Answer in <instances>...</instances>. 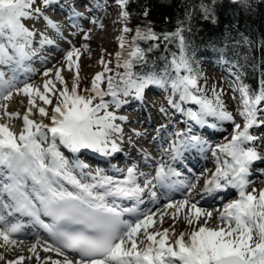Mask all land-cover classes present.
Returning <instances> with one entry per match:
<instances>
[{
  "label": "snow or ice",
  "instance_id": "snow-or-ice-1",
  "mask_svg": "<svg viewBox=\"0 0 264 264\" xmlns=\"http://www.w3.org/2000/svg\"><path fill=\"white\" fill-rule=\"evenodd\" d=\"M115 2L121 9L120 16L128 20L130 14L126 9L130 0ZM234 2L248 7V0ZM58 3L59 0H0V38L6 40V43L0 42V66L31 60L38 55L36 46L43 48L54 44L46 30H38L34 25L40 22L45 29L54 28L59 32V25L45 15L49 8ZM201 8L205 18L213 13L210 6L202 4ZM82 15L72 5V16ZM149 15L150 10L146 7L142 16L147 18ZM26 21H31L33 26L29 27ZM90 22L96 23L95 20ZM79 31L84 40L90 38V29ZM122 31L128 33L132 29L125 25ZM136 40H163L166 43L178 40L179 59L173 54L170 61V68L175 75L170 76L167 70L164 75L133 72V60L124 59L121 64L120 54L117 53V67L125 69L122 74L117 73L120 83H114L115 78L108 76L107 90L103 91L98 82L105 76L99 73L90 89L94 95H78L77 81L74 80L69 92L62 76L64 66L69 71L73 64L79 68L77 61L80 49L71 44L68 50H64L66 54L63 61H57L61 67L54 65V68L43 71L45 80L42 91L28 82L22 88H16L15 78L5 80L4 72L0 71V100H9L13 89L17 94L28 97L24 114L8 111V106L0 103L3 115L21 120L23 126L17 136L7 123L0 122V209L8 211L9 216L18 214L31 217L34 224L45 229L53 238L51 243L36 238L35 243L27 249L30 253L28 257L20 255L5 261L4 254L0 252V261H5V264H23L26 259L35 264H264V190H260L258 196L245 191L251 183L249 177L254 162H264V155L260 154L264 150V136L252 131L264 127V77L256 90L247 85L236 89L240 92L239 103L243 106L237 113L243 117V123H237L219 95L214 100L203 95L204 89L198 86V73L187 55L189 45L183 28L158 36L151 27L146 32L137 27L133 43ZM124 46L121 37L120 47ZM83 47L87 49V44ZM151 48L150 45L147 51H151ZM128 56L134 57L137 63L146 62L145 50L139 46L130 51ZM42 62L46 63L47 57ZM181 69L187 74L180 75ZM110 71L105 65V72ZM53 72L54 79H51L49 77ZM57 82L64 87L58 89ZM169 84L172 92L179 94V102L170 98L169 106L184 113L193 126L216 128L220 122L232 123L231 139L218 148L231 157L232 163L227 164L225 169L218 168L213 178L205 182L204 191L208 195H215L224 185H228L239 189L240 197L225 206L218 216L223 226L215 228L208 226L213 213L203 211L190 197L178 204H166V209H175L173 218L188 206L184 220L190 227L195 225L190 233L180 232L171 243L169 239L174 226L173 229L157 230L156 211L140 212L130 222L122 219V216L124 213H137L135 206L120 208L115 199H106L113 197L141 204L145 190L152 186V180L145 177L141 186L137 182V169L133 166L117 168V172L125 173V176L122 180L114 178L99 169L92 170L79 156L68 158L60 151V146H63L72 154L90 150L102 157H115L124 150L122 142L125 139L124 129L116 121H127L128 117L117 116L109 111L110 105L119 107L126 103L119 98L121 95H132L143 103L145 90L150 85L167 88ZM33 93L45 105H53L50 94L62 98L52 108L51 125L30 118L37 108ZM105 96H110L111 101H106ZM97 97L99 102L93 104ZM184 102L198 105L199 110L181 107ZM38 114L41 117L49 116L42 106L38 107ZM133 134L140 135L135 130ZM177 136L180 137L179 142H174L168 150L173 160L180 159L183 146L205 143L202 137L192 132L191 127L187 132L177 133ZM128 141L131 142V137H128ZM46 142L48 147H41ZM260 172L264 174V169ZM171 175L178 173L172 168L160 166L154 179L163 183ZM192 187L189 185V188ZM151 196L155 198L156 193L152 191ZM165 215L168 213H159V223H163ZM42 216L50 218V222L45 223ZM0 228L3 229L0 230V248L11 250L18 243H23V238L19 236L22 224L18 221L9 224L5 216L0 214ZM40 251L55 253L59 259L41 257Z\"/></svg>",
  "mask_w": 264,
  "mask_h": 264
},
{
  "label": "bare ground",
  "instance_id": "bare-ground-1",
  "mask_svg": "<svg viewBox=\"0 0 264 264\" xmlns=\"http://www.w3.org/2000/svg\"><path fill=\"white\" fill-rule=\"evenodd\" d=\"M65 1H67V0H65ZM70 1L72 2V0H70ZM65 4H69V3H65ZM66 14L69 17V20L75 19V17L72 16L71 10L67 11ZM101 24H102V22H97L95 24H93V23L92 24H85V26L82 27L81 29H84L86 31L89 29L90 30L95 29V30L103 32L105 26L101 27ZM32 26H29V27H32ZM34 27L38 30H42V31L46 30L48 38L53 40L54 44L49 45V46H44L43 48L36 46L38 55L33 56L31 60L24 61L21 64H16L15 62H13L11 65L0 66V71L4 72V79L5 80L12 79L13 77L15 78L16 88H22L24 83L28 82V83H31L32 85L40 88L42 91L45 77H43V75L38 77L37 71H39L40 69H41V71H43L47 67L54 68V65L56 67H61L60 64H57L58 57H60L65 52L64 50H68L69 44L65 45V46H64V44H66L65 41L68 40L69 38L67 39V37L65 35V33L68 30H66L64 28L59 27V29H60L59 32L54 28L45 29V26L40 22H36ZM79 33H81V32L79 31ZM82 40H83V42L84 41L88 42L91 45L95 44V41L93 40V38H89L88 40H84V39H82ZM95 40H96V38H95ZM0 42L6 43V40H4V38H0ZM78 43L80 45V43H81L80 39L75 44L77 45ZM66 46H68V47H66ZM59 51H62L63 53L61 54ZM88 51H92V49H89ZM45 57H47L46 63L42 62V61H44ZM63 59H64V57H62V59H60L59 61L62 62ZM77 63L78 64L80 63V56H79V60L77 61ZM73 66L77 67L76 64H73ZM29 69H32V71H29ZM67 70H68L67 67L64 66L63 70H62V76L63 77H65V72H67ZM49 78L54 79V72H53V75ZM57 88L62 89V86L59 84V82H57ZM12 92H13V95L9 100H7V101L0 100V103L6 104L8 106V111H12V112L18 111L21 114H24L27 107H28V103H27L28 97L23 95V94H17L15 89H13ZM57 97H58L57 95L53 96L50 94V98L53 100V105H45V104H43L42 101H40L38 99V97L35 95V93H33L32 98L36 101L37 108L34 109L33 114L30 116V118L36 120L37 122H42L43 124H50L51 123L50 118H47L46 116L41 117L38 114V107L42 106L46 110L52 109L54 104L57 101ZM0 122L7 123L9 125V129L11 131H13L14 133H16L17 136L22 131L23 126H22L21 120L9 119L3 115L2 111H0ZM118 122L121 124V127L124 129V137H125L124 141L122 142V147L124 150L121 153H119V155L125 154V155L129 156V162L130 163L128 165L124 166V161L121 159L116 160L114 162L116 164H109L108 161H109V158H111V157H102L98 154L91 152L90 150H84L82 152V154H79L77 156H79V158H81L84 163H87L88 165H90L92 170L99 169L104 174H106L108 176H112L114 178H119L122 180L125 176V173L118 172V174L111 175L110 172H117V170H116L117 168L126 169L129 166H133L134 168L137 169V173H138L137 182L140 183L141 186H143V182L145 180V177H147V179H149V180H152L151 188L149 190H145V192L142 196L143 203L136 204L134 201H129L127 204H124V208L125 207H133V206H135L137 208V214L134 215L133 220H128L127 218H122V219L128 220L131 222V221H134L136 219L137 215L140 212H148L150 210L156 211L158 213V215L156 217V219L158 221L157 230L162 231L163 228L173 229V226H174L173 235L169 239L170 243L174 239L178 238V235L180 232L183 231L185 233H190V231L192 230V227H195V225L190 227L187 225L186 221L184 220V216L187 213L188 206H186L185 208H182L180 210V212L176 215L175 218H173V215H172V213L175 211V209L174 208L173 209H166L164 206L168 203L178 204L179 202L183 201L185 198H189V197L201 208L205 207L209 201H212V202L215 201V199L210 198L211 195H208L205 193L204 185H205V182L207 180H211L213 178L216 171L214 173L210 174L205 182L200 183L198 181V186H200V188L197 192L190 193V194H185L184 192L181 193V191H182L181 186H185V185L188 186L189 185V179L191 177V173H190L191 169L193 167L194 168L199 167L198 168V171H199L200 168H202L203 166L208 164V160L205 158V155L207 154V150L206 149H200V147L198 145L183 146L187 149V151L184 152L183 147H182V154H181L180 159L179 160H173L171 162L169 160V153L167 152V150L169 148H166L167 145H163L162 148L164 149V154L158 160V158L156 159L152 156V154L150 153V148H153L152 147V143H153L156 145V146L153 145V146H155V149H156V151L154 150V152H156V153L158 152L157 144L159 143L158 141L163 139L162 133L160 134V137L157 139L158 143L152 142L150 144V148L148 146H146L145 144H141L140 147H138L137 144L140 143V141H142L143 137H144L143 130L139 131L138 129H136V127L130 126L133 122V119L131 117L128 118L127 121L121 122L118 120ZM125 124H130V125L128 128H124L123 126ZM133 130H135V132H137V133H140V135H134ZM49 136H50V133H49ZM128 137H131V142L128 141ZM125 143H128L129 146H125L124 145ZM41 147H45V148L48 147V143L47 142L43 143L41 145ZM60 151L64 154H67L68 158H74V156H76L75 154L70 153L63 146H60ZM186 152L193 154V155H187L189 158H191V161H189V162L183 161L182 162V159L186 158L185 157ZM132 157H134L135 160L131 161ZM223 161H227V164L232 163L231 157L228 156L226 153H221V154H219L218 157H214L213 162L212 163L210 162V163H211V165L220 167V164ZM255 163H257V162H254V164ZM226 165H225V167H226ZM160 166H165L166 168H172L176 173H178L176 170H180V173H178V175L168 176V178L163 183L158 182L154 179V177H155L156 171L158 170V168ZM172 166H176V167L173 168ZM152 167H154V168L150 169ZM222 169H225V168H222ZM147 170H148V172H146ZM139 173H143L144 175H139ZM258 174L259 173L257 171L253 170L252 175L250 177H255ZM200 178H201V176H199V179ZM155 183H157L158 186L163 187L164 190H167L168 193H167V191H165L166 193L163 191H161L160 193L157 192V190L154 189V188H157ZM172 183H179V184L173 186V188H176V191L180 192L179 195H176L177 197L174 195H171V193H170L171 188H169V184L172 185ZM68 187H70V186H68ZM222 190H223V192L220 191L219 193L224 194V196H227L228 194L232 193V195H229L230 196L229 198L228 197L225 198L224 202H227L230 198H234L233 201L240 198L239 197V189H237V188H232L228 185H224ZM101 191H103V190H101ZM152 191H154L156 193L155 198H153L151 196ZM202 196H203V199L199 200V198ZM106 199L109 201H111L112 199H115V201L117 203H120L123 205V199L113 198V197H107ZM5 201L7 202V199ZM229 201L230 202H227L226 205L228 203L233 202L232 200H229ZM130 204L132 206H129ZM226 205H224L223 208H221L220 210H217V211L215 210L216 206L211 208L212 210L210 212L213 213V218L209 221V224H208L209 227L215 228L217 226H223L222 224H220V221L218 220V216L223 212ZM161 212H167L168 213V215L164 216L162 224L159 223V213H161ZM0 214L5 216L6 220L9 222V224L13 223V222H17V221L22 224V231L19 233V236L23 238V243H18L15 247H12L11 250H6L5 248H0V252H2L5 256V261L16 259L20 255H24L25 257H28L30 255V253L27 251V249L33 243H35L36 238H39L42 242H49V243L53 242L50 239V237H51L50 234L45 229L41 228L39 225L34 224L32 221V218L23 217L22 215H18V214L13 215V216H9L8 211L3 210V209H0ZM124 216L125 217H131L132 215L130 213H124ZM47 219L50 221V218H47ZM26 221H28L27 224L24 223ZM232 223H234V221ZM0 230H3V229L0 228ZM157 239H159V237H157ZM186 239H187V237H186ZM0 242H2V241H0ZM139 248H140V245H138V250H139ZM39 254L41 257L51 256L53 259H59V257H57V255L55 253H52V252L44 253L43 251H40ZM70 258H73V257L70 255ZM5 261H0V264H5ZM23 264H35V262L29 261L26 259L23 262ZM177 264H179V262H177Z\"/></svg>",
  "mask_w": 264,
  "mask_h": 264
},
{
  "label": "trees",
  "instance_id": "trees-1",
  "mask_svg": "<svg viewBox=\"0 0 264 264\" xmlns=\"http://www.w3.org/2000/svg\"><path fill=\"white\" fill-rule=\"evenodd\" d=\"M202 4L213 8L208 18H205ZM146 7L150 15L144 18L142 13ZM126 10L130 15L128 20L121 17L123 27L126 25L132 31H122L118 46L121 64L124 59H132L133 72L164 75L167 70L170 76H174L170 61L173 54L179 59L178 40L167 43L163 40H136L133 43L137 27L144 32L151 27L158 36L183 28L189 45L187 55L198 73V86L204 89L203 95L213 100L217 96L214 91L210 95L205 87V65L226 68L239 87L247 85L250 89H258L264 77V0H248V7L234 0H214V3L213 0H130ZM121 37L124 48L120 47ZM150 45L151 51H147ZM136 46L145 50L146 62L137 63L134 57L128 56ZM115 56L106 64L111 69L105 75L106 87L108 76L114 77V83L119 84L117 73L125 71L122 66L117 67V54ZM181 72L185 73L182 69ZM166 90L173 93L170 84Z\"/></svg>",
  "mask_w": 264,
  "mask_h": 264
},
{
  "label": "rangeland",
  "instance_id": "rangeland-1",
  "mask_svg": "<svg viewBox=\"0 0 264 264\" xmlns=\"http://www.w3.org/2000/svg\"><path fill=\"white\" fill-rule=\"evenodd\" d=\"M73 2L74 3L76 2L75 3V11L77 13H82V14H84V16H86V19H84V20H82L81 17H75V19L72 20L75 24H78L77 20H81V22L79 24H83V22H89L88 24H92L90 21L95 20L96 23L102 22L101 25L105 26L103 32L95 30V29H93L89 32V37L93 38V40L95 41L94 45H91L90 43L85 42V41L83 42V40H82L83 35L81 33H79V31L77 34L74 35V36H76V35L77 36L74 39H72L73 44H71V45L80 49V54H79L80 63H79L78 69H77V67L73 66L71 71L67 70V72H65L64 80H65L66 85L69 89V92H70L72 84L75 80L78 83L77 94L89 96V95H94V93H92L90 91V89L92 86V81L95 78V76L99 73H104L106 75L107 72H105V65L108 64L109 62H112L113 56L116 57L115 54H117L119 52L118 39L120 36H122L123 21H122V19H120L121 18L120 12H119L120 7L115 2V0H77V1L72 0V2L70 1L68 3L71 4V6H72ZM64 6H67V5H64ZM71 6L66 7V8L64 7L60 11L65 12L64 9L65 10L68 9V10H71V13H72V7ZM52 7H54V5ZM61 12L56 13L57 17H60L59 19L53 18L54 17L53 14H55V13H52L50 8L47 10L45 15L47 17H49L52 21H54V22L56 21L55 23H57V21H58L57 25H59L60 28H64L66 30H71L70 20H66L68 15H66L65 13H67V11L65 13H61ZM25 23L28 26L33 25L31 21H26ZM82 27H84V26H82ZM95 38H96V40H95ZM67 39H68V37H67ZM79 39H80L81 43H80V45L78 43L77 44L78 46H77L75 43L78 42ZM65 43H67V40L65 41ZM85 44H87V49L88 50L92 49V51H88L87 49H85L83 47ZM66 47H68V46H66ZM69 47H70V45H69ZM59 52L61 54L63 53L62 51H59ZM65 54L66 53L64 52L60 57H58V61L60 59H62V57H64ZM101 61H103V62H101ZM47 68H51V67H47ZM203 70H204V76H205L203 81H204L205 87L209 89L210 95H212V91L215 90L214 92H216L217 95L220 96V99L223 101L226 110L233 114V116L236 118L237 123L242 124L243 123V117H240L237 114L238 111L242 110L243 106L241 103H239L240 95H239V91L236 90L239 88V85H238V82L236 81V79L226 69L225 70L224 69L223 70H217V68L208 67V65H205ZM43 71H40V70L37 71V73H38L37 76L38 77L41 76ZM77 72H78V77H77ZM111 73H114V72H111ZM98 85H99L101 90H103V91L107 90V87L105 85V79L98 82ZM61 86H62V88L64 87V85H61ZM85 89H88L89 91H84ZM233 97H236V98L234 99ZM119 98L121 100H124L127 102L123 103L119 107H117L115 105H110L108 110L114 112L117 116L129 115L133 119L132 124L131 125L125 124L123 126L124 128H128L130 125V126L136 127V129H138L139 131L143 130L144 137H143V140L137 144L138 147H140L141 144H145L146 146H148L150 148V144L152 142L156 143L157 139L160 137V134L162 133L163 139H161L160 141L166 142L164 145H167L166 148H170V145H172L174 142H177V143L179 142L180 137L177 136V133H184L185 131H188L189 127H191V129H194V127H196V128H200L201 130H204L205 128H207L208 132L214 133L215 136L212 137L213 139L212 138L210 139V138L205 136L204 133H206V131L203 132V135L200 133L195 134L199 137H202L203 141H205L204 144H201L198 146L200 147V149H206L207 150V154L205 155V158L208 160V164H206L205 166L200 168L199 173H198L199 167H196V168L193 167L192 168V169H196V174L198 173V175L194 178H190L189 185H193L194 187L189 188L188 187L189 185H188L187 191L186 192L183 191L185 194L197 192L200 188V186H198V181L200 183H203L206 181V179L209 177L210 174H212L216 171L217 168H221V169L225 168L227 161L221 162L220 167L211 165V163L213 162L214 157H218L219 154L222 153L218 150L219 146L227 143L228 140L231 139V134L233 132V126H232L231 122H226V121L220 122L216 128L193 126L192 124L189 123V121H188V119L184 113L171 108L168 104V100L170 98L179 102V94L174 93V92L171 93L169 91H166V88H160V87H157L155 85H150L145 90L144 102L146 105H144V102L143 103L138 102L136 99L133 98L132 95H130L128 97H124L121 95ZM58 99H62V98L58 96L57 100ZM104 99L106 101H111L112 98L110 96H105ZM130 100H131V102L132 101L134 102V106H133L134 108H139V107H143V106H146L147 110L152 108L149 111V113L152 114L154 121H158L157 124L154 126V128L151 127L149 129H147L146 127H144V122H140L137 119V117H138V116H136L137 113H135L132 108L128 107L130 104L129 103ZM98 102H99L98 97L95 100H93V104H96ZM181 106L183 108H191L193 111L199 110V106L194 105L191 102H184L181 104ZM162 109H163V111H161ZM47 111L49 112V116H46V117L50 118L52 109H48ZM176 113H177V115H176ZM101 114H103V113H101ZM175 115H176V117H174ZM140 117H141V120H144L143 117H147V116L140 115ZM173 117L175 118V120H174V123L172 124L171 120ZM163 122H164L163 126L157 127V126H159L160 123H163ZM211 122L212 121L210 119L209 123H211ZM116 123H119L118 120L116 121ZM178 123H182V126L180 127V125H178ZM145 124H147V123H145ZM48 125H51V123ZM141 125H143V127H141ZM150 130H153V131L156 130L155 131L156 133L152 134V135H155L156 137L150 136V135L148 136L147 132H150ZM144 131H146V132H144ZM252 131L256 135L264 136V127H261L259 129H254ZM147 136L150 140H148V139L146 140ZM208 136L211 137V134H208ZM152 139H153V141H151ZM160 141H158V142H160ZM124 145L129 146L128 143H125ZM157 145H158V147H160L159 143ZM213 147H216V149L214 151H212ZM150 153L152 154V156L154 158H156V159L158 158V160H159L160 157L164 154V150H160V152L156 153V152H154L153 148H150ZM62 154L65 157H67V154H64V153H62ZM260 154L264 155V150H262L260 152ZM75 155L77 156L79 154H75ZM79 159L81 161H83L81 158H79ZM112 159H113L112 157L109 158V161H111ZM169 160L173 161V158L171 155H169ZM192 169H191V171H192ZM261 169H264V162H257L254 164L253 170L257 171L259 173V175H256L255 176L256 179H254L255 181L253 180L250 183V185L245 189L246 192H253L254 195L258 196L259 191L264 190V174H261V172H260ZM193 172H194V170H193ZM199 176H201L200 179H199ZM249 179H253V177H249ZM196 188H198V189L196 190ZM231 195H232V193H231ZM217 196H218V198L221 197L220 194H218ZM227 197H229V196H227ZM210 198L215 199V195H211ZM233 199L234 198H230L229 200L233 201ZM229 200L227 202H230ZM227 202L222 201L218 205L217 200H215L214 202L210 201L209 203H207V205L205 207H203L201 209L203 211L210 212L212 210L211 208L216 206L215 210L217 211V210H220L221 208H223ZM213 203H214V205H213ZM232 226H234V223H232Z\"/></svg>",
  "mask_w": 264,
  "mask_h": 264
},
{
  "label": "water",
  "instance_id": "water-1",
  "mask_svg": "<svg viewBox=\"0 0 264 264\" xmlns=\"http://www.w3.org/2000/svg\"><path fill=\"white\" fill-rule=\"evenodd\" d=\"M132 161V160H131ZM144 165V164H143ZM149 168V167H148Z\"/></svg>",
  "mask_w": 264,
  "mask_h": 264
}]
</instances>
